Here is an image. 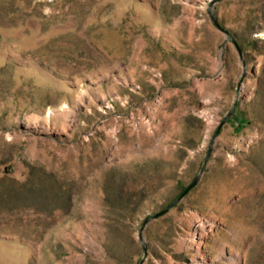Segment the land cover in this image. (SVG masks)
I'll list each match as a JSON object with an SVG mask.
<instances>
[{"label":"rangeland","instance_id":"1","mask_svg":"<svg viewBox=\"0 0 264 264\" xmlns=\"http://www.w3.org/2000/svg\"><path fill=\"white\" fill-rule=\"evenodd\" d=\"M212 1L0 0V264H264V0L241 56Z\"/></svg>","mask_w":264,"mask_h":264},{"label":"water","instance_id":"2","mask_svg":"<svg viewBox=\"0 0 264 264\" xmlns=\"http://www.w3.org/2000/svg\"><path fill=\"white\" fill-rule=\"evenodd\" d=\"M218 1V0H213L211 3H210V8H209V16L210 18L212 19L213 23L218 27V29H220L223 33H225L233 42L234 44L236 45L237 49H238V52L241 56V49L237 43V41L235 40V38L233 37L232 33L230 32L229 29L225 28L224 26H222L217 17L215 16V14L213 13L212 11V6L213 4ZM235 105H236V100L234 101L233 105H232V108L231 110L225 115V117L220 121L218 127H217V130L213 136V138L211 139L210 141V144L208 146V150H207V153L202 161V164L200 166V169L198 171V173L193 177V179L190 181V183L188 185H186L180 192L179 194L174 198L172 199L165 207H163L161 210H159L158 212H156L154 215L152 216H149L145 219V221L143 222L142 224V227L140 228L139 230V237L142 239V231L146 225V223L150 220V219H153V218H156L158 216H161L163 215L165 212H167L170 208H172L173 206H175L178 202H180V200L198 183V181L200 180L201 176H202V173L204 172L205 170V167H206V164L208 162V159L211 155V152H212V148H213V144H214V139L217 135V133L219 132L221 126L226 122V120L228 119V117L232 114V112L234 111V108H235ZM142 243H143V249H144V253H143V256L142 258L138 261L137 264H142V262L144 261V258H145V255L147 254V246L145 245L143 239H142Z\"/></svg>","mask_w":264,"mask_h":264},{"label":"clouds","instance_id":"3","mask_svg":"<svg viewBox=\"0 0 264 264\" xmlns=\"http://www.w3.org/2000/svg\"><path fill=\"white\" fill-rule=\"evenodd\" d=\"M45 11H47V9Z\"/></svg>","mask_w":264,"mask_h":264}]
</instances>
